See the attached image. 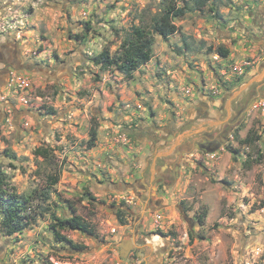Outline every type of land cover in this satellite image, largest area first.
<instances>
[{"label":"rangeland","instance_id":"obj_1","mask_svg":"<svg viewBox=\"0 0 264 264\" xmlns=\"http://www.w3.org/2000/svg\"><path fill=\"white\" fill-rule=\"evenodd\" d=\"M160 6L0 0V44H15L29 65L0 91V167L37 212L21 234L0 232V264H140L158 254L162 264H264V77L226 106L263 70L264 0H210L187 13L175 20L176 34L154 36L152 59L132 77L92 64L132 26H149ZM239 103L243 121L229 142L207 156L192 152L149 208L161 153L170 155L185 135L213 131ZM120 133L124 143L115 142ZM248 135L250 145L240 144ZM38 147L51 150L48 159L33 155ZM73 210L95 230V237L61 232L77 249L50 228L53 216ZM125 239L135 249L123 260Z\"/></svg>","mask_w":264,"mask_h":264},{"label":"trees","instance_id":"obj_2","mask_svg":"<svg viewBox=\"0 0 264 264\" xmlns=\"http://www.w3.org/2000/svg\"><path fill=\"white\" fill-rule=\"evenodd\" d=\"M210 0H161L159 11L151 18L149 26H132L125 34L118 48L111 53L105 47L95 55L91 62L101 72L116 70L119 73L132 77V75L144 64L152 59L154 36L167 39L178 32L175 20L184 17L187 13L202 9ZM85 35L92 28L86 24ZM77 37V36H76ZM217 54L226 58L228 49L219 47ZM97 129L92 125L89 130L88 149L95 146ZM251 139L248 135L240 140V144L250 145ZM51 150L38 147L34 150L35 157L48 159ZM51 184L55 185L58 180L49 177ZM30 196L19 195L15 187L9 183L7 174L0 167V232L3 236L12 237L30 229L36 223L37 212L32 205ZM51 230L54 239L72 249L78 246L72 240L61 234L62 231H79L85 235L95 237L93 225L77 215L73 210L70 217L56 218L53 216Z\"/></svg>","mask_w":264,"mask_h":264},{"label":"flooded vegetation","instance_id":"obj_3","mask_svg":"<svg viewBox=\"0 0 264 264\" xmlns=\"http://www.w3.org/2000/svg\"><path fill=\"white\" fill-rule=\"evenodd\" d=\"M28 69V64L20 63L19 53L15 44H0V91L8 85L7 81L12 72ZM1 106H5L4 102H0V109ZM236 108V111L231 109L235 113L234 116L227 122L212 127L211 130L213 129V131H202L200 133L185 135L170 155H166V152L161 153L162 155L157 158V163L154 168L153 180L150 181L153 186L150 188L149 193H152L153 196H149V208L155 203L153 197L156 196L158 187L169 186L173 181L178 179L179 170L182 168L181 162L183 160L186 161V158L193 155L192 152L207 156L211 151H215L229 142L231 134L243 121L242 117L245 111V105L239 103ZM143 178L144 176L141 174L137 182L139 183ZM150 178L151 175H149ZM144 186L139 183V187L142 189ZM140 264H162V255L158 254L155 257H148Z\"/></svg>","mask_w":264,"mask_h":264},{"label":"water","instance_id":"obj_4","mask_svg":"<svg viewBox=\"0 0 264 264\" xmlns=\"http://www.w3.org/2000/svg\"><path fill=\"white\" fill-rule=\"evenodd\" d=\"M264 77V66L263 70L249 78L238 90L232 93L229 97V100L226 102V106H229L231 102L236 100L241 96V94L246 91L251 85L259 82ZM135 249L133 239H125L119 243V256L121 259L125 260L131 254V252Z\"/></svg>","mask_w":264,"mask_h":264},{"label":"built area","instance_id":"obj_5","mask_svg":"<svg viewBox=\"0 0 264 264\" xmlns=\"http://www.w3.org/2000/svg\"><path fill=\"white\" fill-rule=\"evenodd\" d=\"M125 141H126V136L124 134H121V133L118 134V136L115 140L116 143H119V142L124 143Z\"/></svg>","mask_w":264,"mask_h":264},{"label":"crops","instance_id":"obj_6","mask_svg":"<svg viewBox=\"0 0 264 264\" xmlns=\"http://www.w3.org/2000/svg\"><path fill=\"white\" fill-rule=\"evenodd\" d=\"M264 15V13H262V15L261 16H263ZM256 26V25H255Z\"/></svg>","mask_w":264,"mask_h":264}]
</instances>
